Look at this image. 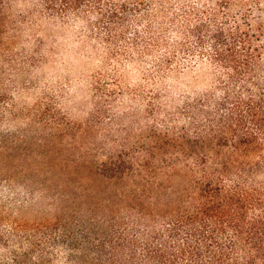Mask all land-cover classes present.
I'll return each mask as SVG.
<instances>
[{
    "label": "trees",
    "instance_id": "1",
    "mask_svg": "<svg viewBox=\"0 0 264 264\" xmlns=\"http://www.w3.org/2000/svg\"><path fill=\"white\" fill-rule=\"evenodd\" d=\"M57 19L84 22L111 68L93 75L83 120L49 95L28 107L9 94L34 83L47 61L36 33ZM27 25L32 45L16 50ZM262 40L264 0H0V151L26 139L2 134L13 125L35 140L72 135L93 155L69 190L44 194L56 220L23 219L7 196L0 264H264ZM133 63L149 66L151 89L122 86ZM199 66L209 87L170 86L168 107L163 81Z\"/></svg>",
    "mask_w": 264,
    "mask_h": 264
},
{
    "label": "rangeland",
    "instance_id": "2",
    "mask_svg": "<svg viewBox=\"0 0 264 264\" xmlns=\"http://www.w3.org/2000/svg\"><path fill=\"white\" fill-rule=\"evenodd\" d=\"M14 9L19 13L25 10V6L21 3L16 4ZM56 22H42L39 32L36 33V36L44 40L43 52L47 56V61L31 69L30 76L34 83L22 85L19 81L17 85H10L9 94L20 106L28 107L34 105L43 96L49 95L58 100L59 107L70 118L83 120L88 116L92 104L89 83L93 75L97 71L111 72V68L104 63L105 45L98 40H90L86 36L84 22L74 21L69 25L68 23L61 25L58 19ZM29 27L31 26L24 28L15 40L16 50L24 46L29 48L32 45L29 39L33 30ZM262 42L264 44V40ZM50 48L54 50L50 52ZM120 69L123 87L135 88L138 85H147L145 88H152L143 79V73L149 72V66L133 63L125 64ZM210 78V70L207 66H199L192 71L187 70L180 74L177 80L166 78L162 83V88L168 93V107L169 90L175 94V89H171L170 86L179 89L187 88L190 84L192 88L189 90L201 91L209 87ZM117 104L122 106L120 101ZM119 108L124 109V107ZM104 126L107 124L105 123ZM1 130L5 137L17 135L26 139L14 144L16 145L14 150L3 148L0 151V168H4L2 174L14 181L13 188H8V182L1 180L0 172V205L7 196H13L21 201L17 204L21 218L33 222L56 220L54 210L49 206V200L44 197V194H59L64 190H69L70 187H66V182L70 180L71 184H74L80 177H85L87 173L82 171L81 166L93 158V155H87L88 152L81 149V143H77L72 135L44 141L31 139L37 132L19 131V128L13 125H5ZM74 133L76 139L79 140L81 134ZM97 135L98 142L104 144L100 137L102 134ZM101 157L104 156L99 151L98 158ZM26 181L29 185H25Z\"/></svg>",
    "mask_w": 264,
    "mask_h": 264
}]
</instances>
